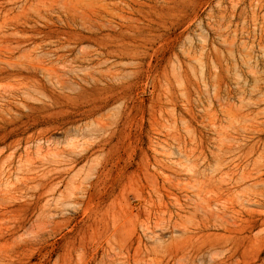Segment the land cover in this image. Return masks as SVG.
Instances as JSON below:
<instances>
[{
  "label": "rangeland",
  "instance_id": "1",
  "mask_svg": "<svg viewBox=\"0 0 264 264\" xmlns=\"http://www.w3.org/2000/svg\"><path fill=\"white\" fill-rule=\"evenodd\" d=\"M0 264H264V0H0Z\"/></svg>",
  "mask_w": 264,
  "mask_h": 264
},
{
  "label": "bare ground",
  "instance_id": "2",
  "mask_svg": "<svg viewBox=\"0 0 264 264\" xmlns=\"http://www.w3.org/2000/svg\"><path fill=\"white\" fill-rule=\"evenodd\" d=\"M124 4V3H123ZM124 5H126V4H124ZM117 16V15H116ZM47 20V19H46ZM48 21V20H47ZM83 22V21H82ZM84 23H85V21H84ZM86 23H90L89 21H86ZM99 23V22H98ZM85 25V24H84ZM10 178V177H9Z\"/></svg>",
  "mask_w": 264,
  "mask_h": 264
}]
</instances>
